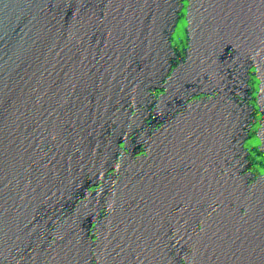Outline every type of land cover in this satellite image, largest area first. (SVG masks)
Here are the masks:
<instances>
[{
	"label": "water",
	"instance_id": "1",
	"mask_svg": "<svg viewBox=\"0 0 264 264\" xmlns=\"http://www.w3.org/2000/svg\"><path fill=\"white\" fill-rule=\"evenodd\" d=\"M0 264H264V0H0Z\"/></svg>",
	"mask_w": 264,
	"mask_h": 264
}]
</instances>
